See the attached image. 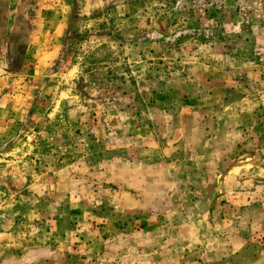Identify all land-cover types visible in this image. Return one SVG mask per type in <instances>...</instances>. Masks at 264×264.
Returning a JSON list of instances; mask_svg holds the SVG:
<instances>
[{
    "label": "rangeland",
    "instance_id": "obj_1",
    "mask_svg": "<svg viewBox=\"0 0 264 264\" xmlns=\"http://www.w3.org/2000/svg\"><path fill=\"white\" fill-rule=\"evenodd\" d=\"M74 2L0 108V264H264V0Z\"/></svg>",
    "mask_w": 264,
    "mask_h": 264
},
{
    "label": "crops",
    "instance_id": "obj_2",
    "mask_svg": "<svg viewBox=\"0 0 264 264\" xmlns=\"http://www.w3.org/2000/svg\"><path fill=\"white\" fill-rule=\"evenodd\" d=\"M74 7V0H0V108L19 101L20 82L44 73Z\"/></svg>",
    "mask_w": 264,
    "mask_h": 264
}]
</instances>
